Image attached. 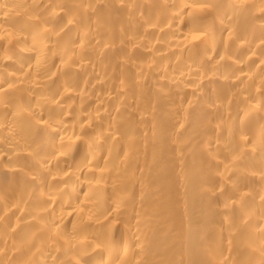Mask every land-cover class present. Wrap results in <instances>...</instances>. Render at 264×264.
<instances>
[{
	"label": "bare ground",
	"instance_id": "1",
	"mask_svg": "<svg viewBox=\"0 0 264 264\" xmlns=\"http://www.w3.org/2000/svg\"><path fill=\"white\" fill-rule=\"evenodd\" d=\"M0 264H264V0H0Z\"/></svg>",
	"mask_w": 264,
	"mask_h": 264
}]
</instances>
